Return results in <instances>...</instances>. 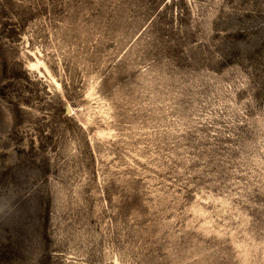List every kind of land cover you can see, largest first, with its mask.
Masks as SVG:
<instances>
[{
	"label": "rangeland",
	"instance_id": "374dc122",
	"mask_svg": "<svg viewBox=\"0 0 264 264\" xmlns=\"http://www.w3.org/2000/svg\"><path fill=\"white\" fill-rule=\"evenodd\" d=\"M0 264H264V0H0Z\"/></svg>",
	"mask_w": 264,
	"mask_h": 264
}]
</instances>
